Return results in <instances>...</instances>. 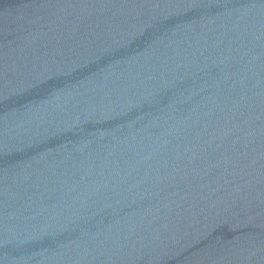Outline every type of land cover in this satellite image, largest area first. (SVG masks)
Segmentation results:
<instances>
[{
    "label": "water",
    "instance_id": "1",
    "mask_svg": "<svg viewBox=\"0 0 264 264\" xmlns=\"http://www.w3.org/2000/svg\"><path fill=\"white\" fill-rule=\"evenodd\" d=\"M0 264H264V0H0Z\"/></svg>",
    "mask_w": 264,
    "mask_h": 264
}]
</instances>
